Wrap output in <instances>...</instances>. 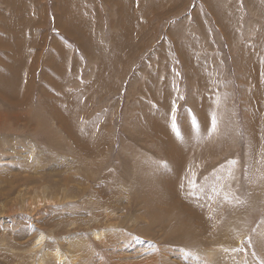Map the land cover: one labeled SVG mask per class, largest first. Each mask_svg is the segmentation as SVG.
<instances>
[{"label":"rangeland","instance_id":"obj_1","mask_svg":"<svg viewBox=\"0 0 264 264\" xmlns=\"http://www.w3.org/2000/svg\"><path fill=\"white\" fill-rule=\"evenodd\" d=\"M7 1L12 0H0L4 10L0 12V54H6V59L0 58V73L14 74L11 81L19 79L16 83L24 88L14 89V97L8 92L14 105L5 94L0 98V264H41L44 258L42 262L39 258L48 251L53 258L56 249L66 251L69 259L78 254V264L125 260L124 264L150 260L152 264H264L258 249L264 236V0H14L13 9ZM53 40L63 45L53 46ZM27 43L25 58L13 61L10 53L18 47L23 53ZM35 45L40 46L36 59L35 53L29 54ZM56 82L61 87L55 88ZM87 85H91L88 94L74 101L83 114L81 128L92 118H102L98 127L104 134L97 140L101 141L98 151L103 148L97 154L100 158H83L76 150L79 147L70 146L66 135L56 129L49 111L52 99L73 93V89L85 90ZM162 101L168 106L160 114ZM173 108L178 126L185 121L189 134L201 126L199 134L187 136V141L199 136L202 144L210 143L206 147L211 151L200 166V156L207 148L199 149L198 142L184 149L186 164L176 168L184 175L182 180H188L185 184L174 181L170 215L162 198L170 197L169 193L158 195L156 188L135 190L128 175L144 177L167 161L158 153L156 138H147L154 129L149 130L146 119L151 114L162 118L165 133L164 126L157 128L169 138ZM199 110L204 116L201 125L200 120L194 125L197 114L201 117ZM138 115L141 121L135 130L132 122ZM246 122L257 129L260 175L254 166L257 192L253 197L245 189L253 178L251 169L246 172L244 168L249 158ZM96 134L101 135L100 131ZM49 138L56 141L48 143ZM13 162L19 164L17 170ZM24 174L34 176V181L19 186L15 178ZM68 176L75 178L69 185L72 190L83 187L81 194L64 196ZM110 176L108 189L115 190L108 194L111 207L118 210L116 217L109 209V216L104 214L90 193ZM54 183L57 188L50 185ZM56 191L63 201L42 203V196L55 198ZM26 195L41 201L35 207L37 221L24 215ZM193 202L201 207L197 209ZM15 206L18 212L13 215ZM194 213L198 217H192ZM96 215L106 217L113 227L103 226ZM186 217L190 219L178 222ZM194 217L198 222H192ZM197 225L202 229L199 235ZM258 226L262 234L256 231ZM91 228L104 239L96 240ZM42 235L45 238L36 246ZM182 249L193 256L186 258Z\"/></svg>","mask_w":264,"mask_h":264},{"label":"bare ground","instance_id":"obj_2","mask_svg":"<svg viewBox=\"0 0 264 264\" xmlns=\"http://www.w3.org/2000/svg\"><path fill=\"white\" fill-rule=\"evenodd\" d=\"M215 2V1H214ZM223 2H224V0H223ZM222 2V3H223ZM124 2H122L121 4H123ZM150 3H151V5H150V8L152 7V5H153V2L152 1H150ZM225 3V2H224ZM161 4V3H160ZM156 5L158 6L159 5V3H156ZM122 7V6H121ZM157 9V7H155L154 8V10H156ZM121 12V11H120ZM78 23V22H77ZM79 25V24H78ZM77 26V25H76ZM75 26V28H72L73 30H76V27ZM78 34H79V36H82V34H80L81 32L80 31H76ZM12 33V32H11ZM87 33V32H86ZM78 37V36H77ZM82 39V38H81ZM53 46L56 44L58 47H60L61 46V43L59 42V41H56V40H53ZM56 49V48H55ZM57 52V49L56 50H54L53 49V51H52V54L53 53H56ZM51 53V52H50ZM124 54H125V52H124ZM129 54V53H128ZM52 56V55H51ZM64 63V62H63ZM67 64V63H66ZM56 65V64H55ZM102 67V66H101ZM101 69V68H100ZM15 70V69H14ZM71 70H73L72 68H71ZM71 70H69L68 71V74H70L71 73ZM109 71V70H108ZM46 72V71H45ZM9 75V74H8ZM56 75H58V74H56ZM5 76V75H4ZM13 76V75H12ZM48 76V75H47ZM0 77H3V76H1L0 75ZM5 79L7 80L6 82H5V84L6 85H10L11 83H10V81H9V79H10V77L9 76H5ZM4 79V77H3V81L5 80ZM170 79V78H169ZM1 80V79H0ZM166 81H168V80H166ZM167 84V83H166ZM17 86H18V84H16ZM20 85V84H19ZM23 85V84H22ZM54 85V87L55 88H57V87H61V85H58V83L56 82V83H54L53 84ZM71 85V83L69 84V86ZM99 85H100V83H99ZM17 86H15V88L16 89H18V87ZM167 86V85H166ZM175 87V86H174ZM1 88V87H0ZM91 88V85L90 86H86V89L84 90H82V91H79V90H74L73 89V93H71V91L70 92H68L66 95H64V97L63 96H61L59 99H57V100H55V99H52L53 101L52 102H50V106H49V111H50V113H53V116H54V121H56L57 122V124H56V129H61V132H62V134H65L66 135V137H67V139L65 138V140H67L68 141V143L70 144V146H72V145H74V146H76L77 148L79 147V149H76L78 152H79V154L83 157V158H85V159H88V158H92V156L94 157V156H96L97 154L100 156V154H102L103 152H101V151H103V148H102V150L100 151V148H99V151H98V146H100V144L99 143H101V141L99 142V141H97L98 140V138H99V136L101 137L104 133L100 130L101 128L100 127H98V123H99V121H100V119H102V118H100L98 121H96L94 118H92V119H90V122L91 123H89L88 125H86L85 127H83V128H81L80 127V125H79V120H81L80 118H82V113L81 114H79V112L77 111V105H75V101H74V99L76 98H79V97H82V95H87L88 94V92L86 91L87 89L89 90ZM95 88V87H94ZM2 90V89H1ZM171 91V90H170ZM6 92V91H5ZM165 92H166V95L168 96V94L170 93L166 88H165ZM83 93V94H82ZM7 94H8V91H7ZM0 95H4V93H3V91L2 92H0ZM165 95V97H167ZM9 96V94L8 95H5L4 97H6L7 98V102L10 104V105H14L15 104V102H14V100L13 99H11L10 97H8ZM161 96V95H160ZM207 96V95H206ZM164 97V98H165ZM201 98V97H200ZM217 99V98H216ZM80 99H78L77 101H79ZM82 100V99H81ZM17 101V100H16ZM83 101V100H82ZM18 103H19V101H17ZM167 102H168V100H167ZM166 101H162V102H160V107H159V112H160V114L161 113H163L164 112V110L166 109V107L168 106V103H167ZM79 103H80V101H79ZM83 102H81L80 104H82ZM77 104V103H76ZM193 104V103H192ZM203 104V103H202ZM258 104V103H257ZM18 105V104H17ZM21 105V104H20ZM205 105V104H204ZM208 105V104H207ZM206 105V106H207ZM79 106V105H78ZM82 106V105H81ZM80 106V107H81ZM84 106V105H83ZM158 106H159V102H158ZM143 108V105H140L139 107H138V110H139V113L141 114L142 112L140 111L141 109ZM156 108V107H155ZM199 108V107H198ZM197 108V109H198ZM204 107H202L200 110L202 111V109H203ZM262 109V108H261ZM80 110V109H79ZM156 110H158V107H157V109ZM195 110V109H194ZM199 110V111H200ZM258 110V109H257ZM18 111V110H17ZM16 111V112H17ZM195 111H197V110H195ZM200 111V113H201V117L199 116V118H198V114H197V117H195V125L196 124H198V122H199V120H200V125H201V118L204 116H202V112ZM207 111H205V113H206ZM12 113H13V111H12ZM151 113V112H150ZM197 113V112H196ZM204 113V114H205ZM159 114V113H158ZM8 115V114H7ZM15 115V114H14ZM19 115V114H18ZM103 115V114H102ZM150 115V114H149ZM205 115H207V114H205ZM247 115V114H246ZM253 115V114H252ZM255 115V114H254ZM6 116V115H5ZM17 116V115H16ZM158 116V115H157ZM208 116V115H207ZM148 118L146 119V122H147V125L149 126V130L150 129H154V130H150V131H148V136H147V138L148 139H151V138H156V142H157V150H158V153L160 154V153H163L166 157H167V161H164V163L163 164H160L159 165V163L157 164V166L155 165L154 166V168H153V170L151 171V172H149L148 174H146L144 177H141V178H139L138 176L137 177H135V176H133V177H131L130 175H128V173H126L128 176H129V181H130V183L132 184V186L134 187V189L135 190H139V189H141V188H143V189H148V188H152V189H154V188H156V192H157V194L158 195H163V194H165L166 195V193H169L171 196L170 197H163L162 196V198H163V200H165V202H166V204L164 205V206H166V207H168V208H166V209H168L169 210V208H170V206L168 205L169 203H171V202H173V201H175L174 199H173V197H172V194L173 193H175V191H176V189L174 188V181H177V182H181V180H182V178H183V174L181 173V172H178V170H177V168L176 167H179V165H180V163H182V164H186L183 160H182V158H183V155L185 154L184 153V149L185 150H189V148H191L192 146H194V145H196V143H198V142H200V138H199V136H197L196 138H194V139H192V140H190L189 142L187 141L188 139H187V136L189 137V135H190V138L191 137H193V136H195L196 134H199L197 131H199L200 130V127H198V126H196L195 128H193L192 130L193 131H195V132H192L191 134H189L190 133V131H188V127L186 126V123H185V121L183 122H181L182 124H181V126H179L180 127V129H181V133H182V139H178L177 138V136L175 135V133L173 132V131H169L168 132V134H169V138H167L168 136L166 135V134H164L165 133V131H164V129H165V123L163 122V121H161L162 120V118L159 120V118H155V115L154 114H151L150 116H147ZM220 117V116H219ZM208 118V117H207ZM250 118V117H249ZM0 119H1V116H0ZM14 119V118H13ZM184 119V118H183ZM133 120H134V122H132V126H134V128H135V130H137V128L139 127V123H140V121H141V118H140V115H138L135 119L133 118ZM166 120V119H165ZM209 120V122H211L210 121V119H208ZM53 121V122H54ZM203 122V121H202ZM204 122H205V120H204ZM159 123V124H158ZM185 123V124H184ZM208 124V123H207ZM246 124H247V132H248V140H247V152H248V156H249V158H248V161H247V163L245 164V171L249 168V169H251V171H252V174H253V178H251V180H250V178H248V181L247 182H249V180H250V182H249V184H248V186H247V188L245 187V189H247V196L248 197H253V196H255V194H256V192H257V188H255V184H254V177H256L255 176V173H256V175L257 176H259L260 175V172L258 171V166L260 165L259 164V162L258 161H256V158H257V138L255 137V133H256V128L254 127V124H252V122H246ZM146 125V124H145ZM203 125H205L204 123H203ZM157 126H160V127H162L163 128V126H164V128H163V131H164V133H163V131L161 132L160 130H162L160 127V130L157 128ZM167 126V125H166ZM189 126V125H188ZM208 126H209V124H208ZM145 127V126H144ZM189 128H190V126H189ZM139 129V128H138ZM147 129H148V127H147ZM169 129H171V128H169ZM226 130V129H225ZM228 130V129H227ZM258 130H259V128H258ZM28 131V130H27ZM96 131H100V133H101V135H98V134H96ZM146 131V130H145ZM223 131V130H222ZM260 131H261V129H260ZM30 132V131H29ZM222 133V132H221ZM96 134V135H95ZM141 134V133H140ZM258 134V133H257ZM35 135V134H34ZM137 135H138V133H137ZM222 135H224V133L222 134ZM64 136V135H63ZM140 136V135H139ZM139 136H137V137H139ZM103 137V136H102ZM212 137V136H211ZM219 137V136H218ZM226 137V136H225ZM93 138H94V140H93ZM220 138V137H219ZM50 139H53V138H49V141H47L48 143H50V142H52V141H56V140H52V141H50ZM206 139V138H205ZM216 139V138H215ZM225 139V138H224ZM223 139V140H224ZM101 140V139H100ZM214 140V139H213ZM102 141H103V139H102ZM219 141V140H218ZM220 141H221V139H220ZM45 142V141H44ZM46 142V143H47ZM97 142H99V143H97ZM142 141H140V143H141ZM203 142V141H202ZM72 143V144H71ZM201 143V142H200ZM204 144H200L199 146H197V147H201V148H199V149H202V146L204 145V147H206L208 144H210V143H205V142H203ZM144 144V143H143ZM102 145V144H101ZM56 146V145H55ZM207 148V147H206ZM197 150L196 151H199L198 150V148H196ZM204 150H206L205 148H203ZM217 149L218 148H215V150L213 151V153L216 155L217 154ZM220 149V148H219ZM204 150H202V151H204ZM98 151V152H97ZM210 148H207V150H206V152H202V154H201V156H200V158H201V163H200V166H203V164H205L206 162H205V160L208 158V156H209V154H210ZM184 153V154H183ZM183 154V155H182ZM260 154H261V152H260ZM97 155V157L98 158H100L99 156ZM33 156L34 157H38V156H36L34 153H33ZM164 156V157H165ZM97 157H95V158H97ZM102 157V156H101ZM163 157V158H164ZM165 157V158H166ZM162 158V157H161ZM258 160V159H257ZM252 161V162H251ZM251 162V163H250ZM7 163V162H6ZM13 163H15L16 165H14V166H12L13 167V169L14 170H17L20 166H19V164L18 163H16V162H13ZM31 163L34 165V163H35V159H32V161H31ZM260 163H262V162H260ZM38 164V163H37ZM152 165V164H151ZM254 166H255V170H256V172L254 173ZM261 166H262V164H261ZM8 167V166H7ZM10 167H11V165H10ZM149 167H151V166H149ZM196 167H197V165H196ZM212 167H215V166H210L209 167V169H211ZM216 168H217V166H216ZM217 170V169H216ZM260 170V169H259ZM123 171V170H122ZM122 171H120V172H122ZM150 171V170H149ZM16 172V171H15ZM125 172V171H124ZM247 172V171H246ZM165 174V175H167V176H164V175H162V174ZM60 173H57V175H59ZM62 174V173H61ZM60 174V175H61ZM172 174H176L175 176L173 175L172 176ZM23 175V174H22ZM113 175V174H112ZM121 175H122V173H121ZM125 175V174H124ZM217 174L216 173H214V175L213 176H216ZM249 175H250V173H249ZM20 176V175H19ZM16 177L15 179L17 180V182L19 183V186L20 185H22V184H28V183H31L32 181H34V176H29V175H25L24 174V176L23 177ZM92 176V175H91ZM127 176V177H128ZM148 176V177H147ZM57 177V176H56ZM58 177H60V176H58ZM87 177V176H86ZM114 177H115V175H114ZM119 177V176H118ZM147 177V178H146ZM168 177V178H167ZM1 178V177H0ZM40 178V177H39ZM38 178V179H39ZM66 179H65V183L66 184H68L66 187H68L71 183V181H73V179H75L74 178V176H73V179L72 180H69L68 178H69V176L68 177H65ZM102 178V177H101ZM14 179V180H15ZM42 179H45L44 178V176H42ZM71 179V178H70ZM192 179V178H191ZM77 180V179H76ZM186 180H188V178L187 179H183L182 180V182H183V184H185L186 183ZM120 181V180H119ZM118 181V182H119ZM123 181H126L125 179H123L122 178V182ZM55 182V181H54ZM98 182V181H97ZM101 183H99V184H97V185H95V187H94V189H93V193H92V190H91V194L92 195H94V197H93V199H94V204L95 205H98V206H100L101 208H102V210H103V212L104 211H106L104 214H106V215H108L109 216V214H112L114 217H116L115 215H116V212L118 211H116V210H114V209H116V208H112L111 207V203H112V200H111V196H110V194H108L109 193V185L111 184V176L109 177V179L108 180H106L103 184H102V182L103 181H100ZM112 183L115 185L116 183H115V181H114V179H113V181H112ZM51 186H53V187H55V188H57L58 186V184H50ZM82 185V184H81ZM28 186V185H27ZM84 186V185H83ZM8 188H10L9 186H8ZM82 188L83 187H81L80 189L79 188H77V190H75V189H73L72 190V188L69 186L68 188H66V189H64L63 191H62V193L64 194V196H66V197H69V198H71V197H74L75 195H77V194H81V192H82ZM210 188V187H209ZM29 189V188H28ZM147 189H146V192H148L147 191ZM114 190H115V188H112L111 189V191L110 192H114ZM207 190V189H206ZM216 190V189H215ZM88 191V190H87ZM217 191V190H216ZM207 192V191H206ZM88 193H89V191H88ZM89 193V194H90ZM34 195V194H33ZM92 195H91V197H92ZM115 195V194H114ZM26 197L27 198H25V200L24 201H22V204H23V209H25V213H24V215H25V217L26 218H29L30 220L32 219V220H39L37 217H38V215H35V213H36V210H35V207L36 206H39V202H41V201H38V200H36V198H32V197H29L28 198V195H26ZM39 197V196H38ZM54 197L55 198H51V197H48V196H46L45 197V195L44 196H42V203H44L45 205H46V203H52L53 201L55 202V201H57V200H64V197H62V196H59V193H58V191H56L55 192V194H54ZM30 199V200H29ZM193 199V198H192ZM75 200V199H74ZM137 200V199H136ZM199 200H201V198L199 199ZM198 200V201H199ZM69 201V200H68ZM194 201H195V198H194ZM71 202V201H70ZM135 202V201H134ZM149 203H151V204H153V202L151 201V200H149ZM191 203V202H190ZM159 204V203H158ZM182 204H184L185 206V208H188V202H187V200H184L183 201V203ZM193 204L194 205H196V208L198 209L199 207H201V206H199L200 204H197V203H195V202H193ZM191 205V204H190ZM193 205V206H194ZM187 206V207H186ZM206 206V205H205ZM21 207H22V205H21ZM41 207V206H40ZM38 208V207H37ZM206 208H207V206H206ZM111 210L110 212H109V214H108V212H107V210ZM11 210V209H10ZM20 210V209H19ZM23 211V210H22ZM35 211V212H34ZM42 211V210H41ZM167 211V210H166ZM18 212V207L17 206H15V208L14 209H12V213H13V215H14V213H17ZM169 212H170V215L172 214L173 215V213L171 212V210H169ZM184 212H185V214L186 215H189L188 214V212H186V209L184 210ZM184 212H183V214H184ZM11 213V212H10ZM148 213V212H147ZM168 216V215H167ZM193 216H196V217H198V215L196 214V213H194V215H192V217ZM96 217L97 218H99V220L101 221V222H103L102 223V225L104 226H106V227H108V226H110V227H113V226H111L110 225V221L106 218V217H100L99 215H96ZM177 217H180V213L179 214H177ZM196 217H194L193 219H192V222H198V219L196 218ZM200 217V216H199ZM41 218V217H40ZM110 218V217H109ZM180 219V218H179ZM188 219H190V218H185V219H181L180 221L178 220V222L179 223H184L186 220H188ZM102 220H104V221H102ZM106 221V222H105ZM199 221H200V223L201 224H205L204 223V221H202V219L200 220L199 219ZM34 222V221H33ZM262 222H264V217L262 218V221H261V223ZM115 224H117V223H115ZM264 224V223H263ZM148 225H149V223H148ZM153 225V224H152ZM92 232H91V235L93 234L94 235V238H96V240H98L99 241V239H100V241L102 240V238L104 239V236L102 235V234H100V233H98L97 231H95L96 229L95 228H91L90 229ZM132 230V229H131ZM196 230H197V235H199V232L202 230L201 229V226L200 225H197V228H196ZM133 231V230H132ZM256 231L257 232H261V234H262V229H261V226H258L257 227V229H256ZM102 232V231H101ZM121 232H123V231H121ZM120 233V232H119ZM121 234V233H120ZM127 234V233H126ZM130 234V233H129ZM104 235H106V234H104ZM109 236V235H108ZM123 236V235H122ZM45 238V236H40V238L38 239V241H36V246H39L41 243H42V239H44ZM56 238V237H55ZM60 238H63V237H60ZM107 238V237H106ZM180 239H181V237H180ZM198 239V238H197ZM197 239H194L195 241L197 240ZM262 239H263V242L258 246V249H259V252H261L262 253V255H263V257H264V236L262 235ZM108 240H110V236L108 237ZM60 241V240H59ZM46 243V242H45ZM70 243H72V241H70ZM177 243V242H176ZM201 242H200V240H198V244H200ZM73 245H74V243H72ZM73 245H69L70 247H73ZM125 245V244H124ZM177 245V244H176ZM35 246V247H36ZM178 246H180V247H185V245H178ZM33 247V246H32ZM190 248V246L188 247V249ZM32 250V249H31ZM183 250V249H182ZM69 251V250H68ZM199 251V250H198ZM66 251H59V253H58V251H57V249H56V251L54 252V253H52V256H53V258H50V256L48 255V253H49V251L47 252V254L46 253H44V255H42L40 258H39V261L40 262H42L43 261V258H44V262H42L41 264H46V262H50V261H53L55 264H67L68 262L69 263H73V264H78V261L80 260V257H78L76 254L75 255H71V256H69L70 257V259L67 257L68 256V253H65ZM77 252V251H76ZM258 252V253H259ZM73 253V252H72ZM198 254V253H197ZM258 255V254H257ZM36 256V255H35ZM29 258V257H28ZM68 260V261H67ZM167 260V259H166ZM33 261V260H32ZM123 262V261H122ZM125 262H126V260H125ZM125 262H123V263H119V264H124ZM152 262H153V260H150V261H146V262H144V264H152ZM142 264V263H141Z\"/></svg>","mask_w":264,"mask_h":264},{"label":"crops","instance_id":"obj_3","mask_svg":"<svg viewBox=\"0 0 264 264\" xmlns=\"http://www.w3.org/2000/svg\"><path fill=\"white\" fill-rule=\"evenodd\" d=\"M7 4L8 5H11V8L13 9L14 8V4H15V1L14 0H12L11 2H8L7 1ZM16 8H15V10L17 9V6H15ZM42 7H44V6H42ZM0 12L2 13V12H4V10L2 9V8H0ZM43 13L45 12V8L43 9V11H42ZM42 13V14H43ZM36 23L38 22V21H35ZM2 23V22H1ZM62 44V43H61ZM63 45V44H62ZM27 47H28V43L25 45V48H24V50H23V53H21V47H18V50L17 51H15V52H13V53H10L11 54V59L13 60V61H22L24 58H25V56H26V53H27ZM39 48H40V46H37V45H35L34 47H32V48H30V50H29V54L31 53V55H33L34 53H35V59L37 58V56L39 55V53H40V50H39ZM63 48H64V46H63ZM51 52V51H50ZM30 55V56H31ZM0 58H5L6 59V54H5V56H2L1 54H0ZM52 60H53V57H52ZM9 74V75H8ZM0 75L1 76H3L4 77V79H5V76L7 75V76H9L10 77V79H9V81H10V85H6L5 84V82L7 81L6 79L3 81V77H0V92H2L3 91V93L5 94V95H7V91L8 92H11V93H13L12 94V96L14 97V95L16 94L15 93V90L14 89H16L15 88V86H17L16 84H18V88H20V87H22L23 85H22V83H16V82H18L19 81V79H15V80H13V81H11V77H12V75H14V74H12V73H9L8 71L6 72V73H4V72H2V73H0ZM5 75V76H4ZM14 83V84H13ZM20 84V85H19ZM23 88H24V86H23ZM2 89V90H1ZM22 89V88H21ZM6 91V92H5ZM17 95V94H16ZM19 96H23V95H18V97ZM26 96V95H25ZM3 97V95H0V98H2Z\"/></svg>","mask_w":264,"mask_h":264},{"label":"snow or ice","instance_id":"obj_4","mask_svg":"<svg viewBox=\"0 0 264 264\" xmlns=\"http://www.w3.org/2000/svg\"><path fill=\"white\" fill-rule=\"evenodd\" d=\"M195 119H193V124L195 125ZM171 129L172 131L175 133V135L177 136L178 139H182V133H181V129L178 126V122H177V116L175 114V108H173V114L171 116ZM216 129V119L215 116H213V120H212V130L215 131ZM163 164V162H161ZM193 187H195V184H193ZM225 251H227V249H225ZM183 254L184 256L190 257L193 256V253L187 249L183 250ZM195 259L199 260L200 257L199 256H195Z\"/></svg>","mask_w":264,"mask_h":264}]
</instances>
